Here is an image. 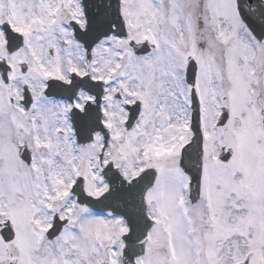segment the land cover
Returning <instances> with one entry per match:
<instances>
[{
  "label": "snow or ice",
  "instance_id": "obj_1",
  "mask_svg": "<svg viewBox=\"0 0 264 264\" xmlns=\"http://www.w3.org/2000/svg\"><path fill=\"white\" fill-rule=\"evenodd\" d=\"M0 264H264V0H0Z\"/></svg>",
  "mask_w": 264,
  "mask_h": 264
}]
</instances>
